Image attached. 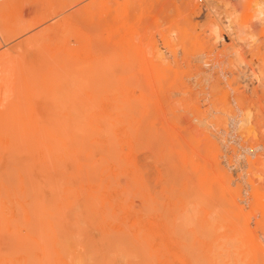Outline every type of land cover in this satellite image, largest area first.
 Masks as SVG:
<instances>
[{
	"label": "rangeland",
	"instance_id": "1",
	"mask_svg": "<svg viewBox=\"0 0 264 264\" xmlns=\"http://www.w3.org/2000/svg\"><path fill=\"white\" fill-rule=\"evenodd\" d=\"M263 253L264 0H0V264Z\"/></svg>",
	"mask_w": 264,
	"mask_h": 264
},
{
	"label": "bare ground",
	"instance_id": "2",
	"mask_svg": "<svg viewBox=\"0 0 264 264\" xmlns=\"http://www.w3.org/2000/svg\"><path fill=\"white\" fill-rule=\"evenodd\" d=\"M249 25H250V24H249ZM249 27H250V26H249ZM249 27H248V28H249ZM230 243H231V242H230ZM237 244H238V243H237ZM220 248H221V247H220ZM256 251H257V250H256ZM211 254H212V253H211ZM263 254H264V253H263ZM263 254H262V255H263ZM235 256H236V255H235ZM255 257H256V256H255ZM229 258H230V257H229ZM256 258H257V257H256ZM225 259H226V258H225ZM257 259H258V258H257Z\"/></svg>",
	"mask_w": 264,
	"mask_h": 264
}]
</instances>
